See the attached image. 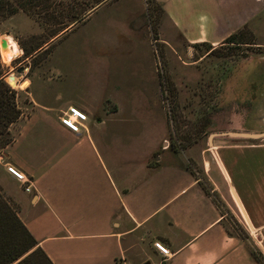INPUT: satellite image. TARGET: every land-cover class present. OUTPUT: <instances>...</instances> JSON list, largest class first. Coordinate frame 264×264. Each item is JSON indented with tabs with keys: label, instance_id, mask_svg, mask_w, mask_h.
Listing matches in <instances>:
<instances>
[{
	"label": "crops",
	"instance_id": "obj_1",
	"mask_svg": "<svg viewBox=\"0 0 264 264\" xmlns=\"http://www.w3.org/2000/svg\"><path fill=\"white\" fill-rule=\"evenodd\" d=\"M154 1L187 44L214 47L243 27L264 44V0ZM31 21L32 31L18 29L20 37L43 32ZM19 82L31 110L9 126L0 190L52 264H258L229 233L222 212L257 234L251 245L264 260V97L250 98L236 114L243 122L232 120L231 128L212 134L186 164L164 150L154 156L153 149L145 157L134 150L127 165L88 112L79 133L60 125L58 106L65 111L82 103H40L31 80ZM259 82L264 88V76ZM6 163L27 176L30 192L5 172Z\"/></svg>",
	"mask_w": 264,
	"mask_h": 264
},
{
	"label": "rangeland",
	"instance_id": "obj_2",
	"mask_svg": "<svg viewBox=\"0 0 264 264\" xmlns=\"http://www.w3.org/2000/svg\"><path fill=\"white\" fill-rule=\"evenodd\" d=\"M10 18L0 19V39L10 35L20 53L2 63L5 81L9 75L16 83L30 79L43 104L82 103L81 110L100 122V137L127 165L134 150L145 157L153 149L154 156L164 150L186 164L184 158L207 147L212 134L231 128L232 120L243 122L250 98L264 97V44L246 27L214 47L187 44L152 0L106 3L53 36L20 37L32 31V19L23 13ZM9 86L18 92L23 116L28 114L24 87ZM62 111L58 106L57 115ZM222 214L229 233L253 252L257 234Z\"/></svg>",
	"mask_w": 264,
	"mask_h": 264
},
{
	"label": "trees",
	"instance_id": "obj_3",
	"mask_svg": "<svg viewBox=\"0 0 264 264\" xmlns=\"http://www.w3.org/2000/svg\"><path fill=\"white\" fill-rule=\"evenodd\" d=\"M112 1L116 0H0V19L23 13L43 32L53 36L86 21L100 6ZM23 54L26 55L25 52ZM5 72L0 61V151L11 143L9 126L21 115L17 104L18 92L6 83ZM213 200L218 204L216 199ZM249 253L258 264L255 256L263 260L257 251L249 250ZM0 264H52L18 218L16 207L1 190Z\"/></svg>",
	"mask_w": 264,
	"mask_h": 264
},
{
	"label": "built area",
	"instance_id": "obj_4",
	"mask_svg": "<svg viewBox=\"0 0 264 264\" xmlns=\"http://www.w3.org/2000/svg\"><path fill=\"white\" fill-rule=\"evenodd\" d=\"M58 120L60 125L69 132L79 133L80 129H83V123L86 121V114L75 106H69L61 113ZM4 169L7 174L21 185L24 192H30V181L22 171L8 163L4 164ZM246 230L250 233L248 229ZM153 247L164 257L169 256L168 249L160 242H153Z\"/></svg>",
	"mask_w": 264,
	"mask_h": 264
},
{
	"label": "bare ground",
	"instance_id": "obj_5",
	"mask_svg": "<svg viewBox=\"0 0 264 264\" xmlns=\"http://www.w3.org/2000/svg\"><path fill=\"white\" fill-rule=\"evenodd\" d=\"M1 41L3 42V45H1ZM0 48L1 62L4 64L9 63L14 57L18 56L20 53V50L15 40L10 35H3L1 37ZM8 82L12 83V86H15L16 84V81H14V79L8 80Z\"/></svg>",
	"mask_w": 264,
	"mask_h": 264
},
{
	"label": "water",
	"instance_id": "obj_6",
	"mask_svg": "<svg viewBox=\"0 0 264 264\" xmlns=\"http://www.w3.org/2000/svg\"><path fill=\"white\" fill-rule=\"evenodd\" d=\"M1 45H3V42L1 41ZM14 79V77L12 75H9L8 77H6V81L8 83V85H12V83L8 82V80H12Z\"/></svg>",
	"mask_w": 264,
	"mask_h": 264
}]
</instances>
